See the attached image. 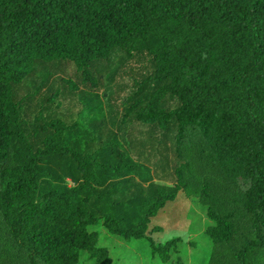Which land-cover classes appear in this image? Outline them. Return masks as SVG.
Returning a JSON list of instances; mask_svg holds the SVG:
<instances>
[{"label":"trees","instance_id":"16d2710c","mask_svg":"<svg viewBox=\"0 0 264 264\" xmlns=\"http://www.w3.org/2000/svg\"><path fill=\"white\" fill-rule=\"evenodd\" d=\"M151 40L154 69L138 75L124 142L92 149L81 122L53 116L70 103L58 90L36 111L39 89L18 99L39 62L70 61L96 85L92 63ZM150 142L157 159L160 144L175 158L176 192L158 187L145 216L122 226L89 205L92 191L102 173L135 168L131 156L152 157ZM179 192L206 202L209 264H264V0H0V264H112L92 227L150 239ZM176 243L153 254L167 262Z\"/></svg>","mask_w":264,"mask_h":264},{"label":"rangeland","instance_id":"374dc122","mask_svg":"<svg viewBox=\"0 0 264 264\" xmlns=\"http://www.w3.org/2000/svg\"><path fill=\"white\" fill-rule=\"evenodd\" d=\"M156 44L155 40L142 43L143 53L137 52L133 56L127 51L116 50L109 58L92 63L90 72L96 85L85 81L82 73L70 61L39 62L35 72L20 84L18 99L39 89L35 98L28 100L36 111L37 107L33 105L35 100L41 98L44 101L58 90L68 96L70 103L67 102V110L55 111L53 116L67 118L69 123L76 120L81 122L83 127H79L77 133L85 130L81 139L84 134H87V139L92 138V149L113 138L124 142L122 118L132 102L129 98L136 90L138 75H147L154 69L147 52ZM69 80L77 84L76 90L72 89ZM71 140L72 137L70 144ZM146 148L147 155L152 157L131 156L130 163L135 168L128 169L119 178L109 172L102 173V185L92 191L89 205L96 211L118 214L123 219L122 226H125V219L134 226L145 216L143 202L155 196L158 187H167L169 191L176 192L175 158L165 152L163 144L159 145L160 160L155 155L156 145L150 142ZM55 174L56 177L60 175L57 169ZM52 180L57 182L56 179ZM46 181H51V178L48 176ZM72 184L77 185L78 182ZM203 203L206 202L197 195L179 192L175 200L151 219L150 228L156 227L157 230L147 233L150 239L132 238L127 241L121 236L112 235L102 221L92 229L100 233L99 245L109 248L112 264H209L213 243L206 230L212 223L208 217V207ZM171 239L177 240L176 248L172 249L169 260L163 262L158 253L153 254V244H165ZM82 264L100 263L85 255Z\"/></svg>","mask_w":264,"mask_h":264}]
</instances>
